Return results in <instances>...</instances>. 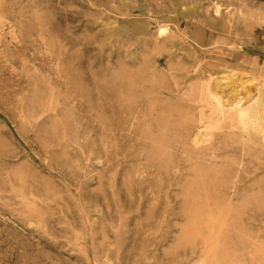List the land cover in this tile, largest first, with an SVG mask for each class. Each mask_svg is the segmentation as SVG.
Masks as SVG:
<instances>
[{
  "label": "rangeland",
  "instance_id": "obj_1",
  "mask_svg": "<svg viewBox=\"0 0 264 264\" xmlns=\"http://www.w3.org/2000/svg\"><path fill=\"white\" fill-rule=\"evenodd\" d=\"M0 264H264V0H0Z\"/></svg>",
  "mask_w": 264,
  "mask_h": 264
},
{
  "label": "bare ground",
  "instance_id": "obj_2",
  "mask_svg": "<svg viewBox=\"0 0 264 264\" xmlns=\"http://www.w3.org/2000/svg\"><path fill=\"white\" fill-rule=\"evenodd\" d=\"M166 31L165 29H162L161 30V34H164ZM248 96H250L248 94ZM214 99H216V97H218V95H215V96H212ZM217 104L218 106L223 109L222 107V102H221V98H217ZM234 105H231L229 104L228 107H230V109H228V112H232L233 114H235L238 118L242 119L245 124L246 122V118H249V117H252V113H253V110L252 109H246L245 106H244V102H239L237 103L234 108L232 109L231 107H233ZM227 107V108H228ZM159 153H160V150H159ZM159 153L157 155H159ZM199 177H202V181H200V183L202 185H206V184H213L215 180H217V177L216 176H212L211 174H202V176H199ZM196 188H203V186H198L196 185Z\"/></svg>",
  "mask_w": 264,
  "mask_h": 264
}]
</instances>
